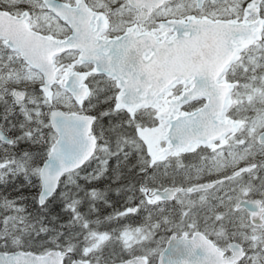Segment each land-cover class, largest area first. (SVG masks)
I'll list each match as a JSON object with an SVG mask.
<instances>
[{"label": "snow or ice", "instance_id": "1", "mask_svg": "<svg viewBox=\"0 0 264 264\" xmlns=\"http://www.w3.org/2000/svg\"><path fill=\"white\" fill-rule=\"evenodd\" d=\"M0 264H264V0H0Z\"/></svg>", "mask_w": 264, "mask_h": 264}]
</instances>
